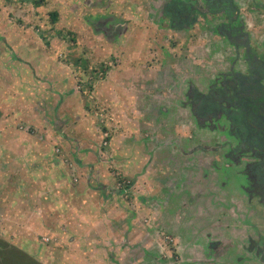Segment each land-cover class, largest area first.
I'll return each instance as SVG.
<instances>
[{"label": "rangeland", "instance_id": "rangeland-1", "mask_svg": "<svg viewBox=\"0 0 264 264\" xmlns=\"http://www.w3.org/2000/svg\"><path fill=\"white\" fill-rule=\"evenodd\" d=\"M173 2L178 17L164 9ZM233 2L229 17L207 0H0V50L15 29L38 36L37 50L71 67L99 127L88 138L95 160H66L75 191L99 188L97 209L75 201L83 218L51 221L27 209L20 221L44 227L20 235L5 232L15 211L0 207V240L38 264H264V151L227 104L221 118L193 115L194 93L222 100L226 76L264 60V0ZM228 18L249 50L220 34ZM106 82L120 91L100 101Z\"/></svg>", "mask_w": 264, "mask_h": 264}, {"label": "crops", "instance_id": "crops-1", "mask_svg": "<svg viewBox=\"0 0 264 264\" xmlns=\"http://www.w3.org/2000/svg\"><path fill=\"white\" fill-rule=\"evenodd\" d=\"M15 31L18 33L15 39L2 37L8 46L7 50H0V207L15 211L2 218L6 222L5 232L12 230V234L23 235L34 234L44 227H39L40 222L26 226L31 214L27 209L36 211L33 219L50 221L68 218L67 213L68 216L78 213L81 217L83 211L72 206L75 201L97 209L91 196L99 188L92 187L83 193L80 189L75 191L66 160L73 155L78 156L80 163L95 160L87 149L88 138L97 137L99 127L88 112L87 98L76 90L71 67L58 62L53 49L37 50L38 36L20 29ZM118 91L117 84L106 82L96 89V95L100 100L110 92L115 97ZM73 143L78 148L74 149ZM56 149L60 153L56 154ZM94 152L105 156L97 148ZM114 152L121 153L116 149ZM80 166L78 163L81 174L86 175V164ZM195 179L189 181L196 188L205 187ZM106 181L99 184H107ZM203 197L215 195L209 192Z\"/></svg>", "mask_w": 264, "mask_h": 264}, {"label": "flooded vegetation", "instance_id": "flooded-vegetation-1", "mask_svg": "<svg viewBox=\"0 0 264 264\" xmlns=\"http://www.w3.org/2000/svg\"><path fill=\"white\" fill-rule=\"evenodd\" d=\"M213 6L219 7L217 4H214ZM237 23L238 22L236 20L228 18L226 25H224L222 28L223 32L220 31V34H222V36H224L226 40L234 46H245L244 48H246V50H249V46L246 45L248 38L246 34L242 32V30L236 28ZM247 66L248 74L232 72L229 76H226L227 78L225 79V82L223 84L224 94L222 100H220L217 96L213 95L214 99L211 100V105L208 106V109H210L209 111L213 112H210L209 114L205 112V110L202 109V107L200 106V97H197L196 93H194L195 103L193 105V115H195L198 119L202 120L211 117L221 118L222 114H220L221 111H219V107L220 105L222 106V103L227 104L232 109L231 111L235 112V116H233L232 119L235 121L243 122L246 128L245 134L247 140H255V144L258 145L259 149L264 151V133L261 134L258 132L260 128H264V104H260L259 107L256 109L254 108V106L250 105L251 100L247 97L245 98L244 102H234L232 101V99L236 96V91L228 88L229 85H234L235 87H237V89L241 88L242 92H244L243 90L246 86V91H248V88L251 87L250 81L253 80H259L258 84L264 88V60L255 57V59L247 60ZM238 77L242 78L245 81L244 87L241 86ZM242 98L243 97H241V99ZM255 127H257L258 129L256 130Z\"/></svg>", "mask_w": 264, "mask_h": 264}, {"label": "trees", "instance_id": "trees-1", "mask_svg": "<svg viewBox=\"0 0 264 264\" xmlns=\"http://www.w3.org/2000/svg\"><path fill=\"white\" fill-rule=\"evenodd\" d=\"M207 2L209 4H211L212 6L214 4H217L219 7V9H223V11L226 12V14L231 17L233 15H235V13H237L238 11V8L236 7L235 3L233 2V0H207ZM178 3L177 2H173L172 4H169L165 9V11L170 14V15H174L176 17H178L179 15V8L180 6L177 5ZM183 12V11H182ZM52 17L54 18V21L57 20L58 18V13H53L52 14ZM221 31L223 32V29H221ZM238 80H240V83H241V86L244 87V80L240 77H238ZM251 83V87H249L248 91H246L247 87L245 86L244 87V92H242V89H237V87H235L234 85H229L228 88L231 89V90H234L236 91V96L232 99V101L234 102H244L245 101V98H249L251 100V103L250 105L251 106H254V108H258L259 105L261 104H264V88L261 87L258 83H259V80H253V81H250ZM252 88V89H251ZM244 93V94H242ZM224 94V93H223ZM197 97H200V106L202 107V109L205 110V112H208V106L211 105V100L214 99L213 95L211 96H203V95H200V94H196ZM259 96V97H258ZM241 97H243L241 99ZM255 104H258V105H255ZM204 107H207V108H204ZM264 115V113H263ZM255 129L257 130L258 128L255 127ZM259 133H264V128H260L258 130ZM12 246H10L9 244H7L4 240H0V250L2 252V260L4 261V264H38L36 262V260L34 261V259L32 257H30V255L22 252V251H15V250H12L11 249ZM12 251L14 252H17L19 254V258L18 260H14L13 259V255L12 254H15L13 253Z\"/></svg>", "mask_w": 264, "mask_h": 264}]
</instances>
